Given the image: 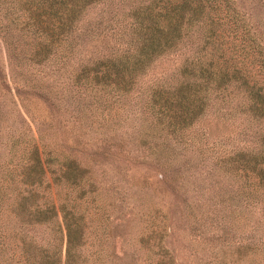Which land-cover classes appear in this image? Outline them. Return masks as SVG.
<instances>
[{
	"label": "trees",
	"instance_id": "trees-1",
	"mask_svg": "<svg viewBox=\"0 0 264 264\" xmlns=\"http://www.w3.org/2000/svg\"><path fill=\"white\" fill-rule=\"evenodd\" d=\"M255 6L0 0L7 59L66 77L44 87L24 72L18 97L72 121L58 137L20 103L28 132L11 133L0 170V264H176L175 227L212 246L196 264H264V0ZM38 230L53 236L39 242Z\"/></svg>",
	"mask_w": 264,
	"mask_h": 264
},
{
	"label": "rangeland",
	"instance_id": "rangeland-1",
	"mask_svg": "<svg viewBox=\"0 0 264 264\" xmlns=\"http://www.w3.org/2000/svg\"><path fill=\"white\" fill-rule=\"evenodd\" d=\"M237 5H239L242 9L245 7L246 9H250L253 12L257 10V6H255V0H236ZM264 10H260L258 13H262ZM257 13V12H256ZM7 53H6V47L4 42L2 41L0 37V70L2 72L3 77H5V85L0 84V115H2L0 118V170L5 168V164L7 163V148L5 147V143L11 141V133H26L27 128L26 124L22 122V117L24 115L26 118L29 119V116L23 111L22 104L21 102L26 104V106L30 109V113H34V115H38L39 118L41 119L42 117L46 118L47 121H52L53 123V128L56 130V134L58 137H61L64 135L65 128L67 125H71L72 121H68L67 119L70 118L68 117V114L64 113H58L57 117H50L48 115V106L47 103L41 99L38 98L35 94H32V98H23V93L20 91L22 94V98L18 97V92L16 89V85H20L19 83H22L23 79V73H27V78L29 80L36 82H40L38 84L45 86L48 85H54L56 83H60L61 80L65 79V75L61 73H56L51 72L49 70L43 71V70H36L32 67H27L25 68V64H23V60L16 59L14 58L7 59ZM3 68V69H2ZM32 99V100H31ZM34 111V112H33ZM9 113V114H8ZM68 123V124H67ZM122 123H126L125 121H122ZM126 124L125 129L131 130L132 129V122L129 120ZM20 143V142H19ZM18 143V144H19ZM145 170L144 167L140 168V170H135L134 168H127V171L129 174L131 172H136L139 173L140 171ZM192 179V178H190ZM125 195L127 196L126 199V204L127 207H124L123 211L128 213V209L132 207V203L130 201V198L128 196V191L125 192ZM124 195V196H125ZM126 198V197H125ZM196 199L197 196H195ZM168 199L171 201V196L168 197ZM118 200V198H116ZM160 201L158 202L161 208H166L163 207L162 203L165 202L163 197H156L155 201ZM194 200V199H193ZM119 202V201H118ZM197 202V201H196ZM171 204H173L171 202ZM148 211V210H147ZM257 213L254 215L256 216ZM125 219L129 218V215L126 214ZM211 226V225H210ZM138 228L133 230V233H137ZM49 230L46 232H43L42 230H38L35 233V236L39 242L43 241H48L53 235L49 236L47 234ZM208 237V235L206 236ZM185 238L183 239L181 235L179 234V228H174V233L173 235L169 236L168 239L171 240V242H168V246L172 249L174 255H175V262L176 264H196L200 259H197L194 255L195 249H198L197 252L201 249H211L212 246H210L209 241L203 239L202 241H198L197 243L195 241L198 240L197 238L194 239L188 232L185 234ZM189 240V241H187ZM196 252V253H197ZM208 254L210 252H207Z\"/></svg>",
	"mask_w": 264,
	"mask_h": 264
}]
</instances>
